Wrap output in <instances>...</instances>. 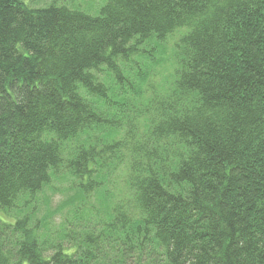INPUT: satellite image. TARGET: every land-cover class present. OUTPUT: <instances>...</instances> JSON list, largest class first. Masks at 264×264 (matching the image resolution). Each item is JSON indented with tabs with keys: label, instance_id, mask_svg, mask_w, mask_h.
I'll list each match as a JSON object with an SVG mask.
<instances>
[{
	"label": "trees",
	"instance_id": "16d2710c",
	"mask_svg": "<svg viewBox=\"0 0 264 264\" xmlns=\"http://www.w3.org/2000/svg\"><path fill=\"white\" fill-rule=\"evenodd\" d=\"M26 263L264 264V0H0V264Z\"/></svg>",
	"mask_w": 264,
	"mask_h": 264
},
{
	"label": "rangeland",
	"instance_id": "374dc122",
	"mask_svg": "<svg viewBox=\"0 0 264 264\" xmlns=\"http://www.w3.org/2000/svg\"><path fill=\"white\" fill-rule=\"evenodd\" d=\"M30 7H45L51 3L66 4L68 7L78 9L92 15H98L101 7L105 4L106 0H24ZM182 29H180L181 31ZM178 38V34H174L168 43L167 54L170 55L172 51V43ZM57 187H60L57 185ZM50 196V207L55 208L62 201L67 199L68 194L62 192H49ZM60 215L55 218L57 221L60 220ZM7 217V216H6ZM27 264V263H26Z\"/></svg>",
	"mask_w": 264,
	"mask_h": 264
}]
</instances>
